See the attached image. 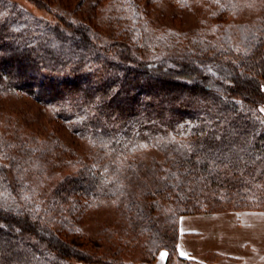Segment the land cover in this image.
Returning a JSON list of instances; mask_svg holds the SVG:
<instances>
[{
    "label": "trees",
    "instance_id": "16d2710c",
    "mask_svg": "<svg viewBox=\"0 0 264 264\" xmlns=\"http://www.w3.org/2000/svg\"><path fill=\"white\" fill-rule=\"evenodd\" d=\"M88 1L85 19L51 21L0 0V97L31 98L84 149L0 112V264H153L163 250L170 264L181 217L264 209V0L76 8ZM169 4L206 6L202 27L161 25L151 8ZM246 12L257 19L235 23ZM103 208L117 225L97 243L123 234L117 245L100 253L62 237Z\"/></svg>",
    "mask_w": 264,
    "mask_h": 264
},
{
    "label": "rangeland",
    "instance_id": "374dc122",
    "mask_svg": "<svg viewBox=\"0 0 264 264\" xmlns=\"http://www.w3.org/2000/svg\"><path fill=\"white\" fill-rule=\"evenodd\" d=\"M15 1L20 2L34 15L51 21H54L56 13H64V15L69 13L78 21L85 19V13H89L88 16L91 15L89 1L85 3L81 11L76 8L79 0ZM204 7L206 8L204 5L194 4L191 8L181 10L169 4L164 7L154 6L151 9L155 11L156 19L161 25L180 32H190L202 27L203 24L199 23V19H204L203 13L206 12ZM94 13L95 16L99 15L98 11ZM256 19V13L246 12L234 21L235 23H253ZM99 29L101 30L100 27ZM0 112L11 118L13 116L29 134L37 133L39 137L45 138L49 132L53 131L66 144L77 147L79 151L84 150L81 149L82 144L72 137L60 121L53 119L52 115L39 103L25 95L0 97ZM6 125L4 119H1L2 131L5 130ZM144 157L161 158L162 155L155 150H150ZM60 172L67 174L69 169L64 168ZM117 218L114 208H103L94 213V216L83 217L80 227L84 233L75 236L62 234V237L71 242L81 243L80 245L89 247L92 251L104 253L107 245H117L116 239L119 240L123 234H115L116 239L111 241L102 238L101 243H97L99 231L104 225L115 228ZM178 233L176 256L171 259L170 264H264V209L254 211L225 208L212 213L183 216L180 219ZM140 251L141 248L138 247L131 253L124 254L123 257L128 260L131 257L135 259ZM168 256L167 251H161L153 264H167Z\"/></svg>",
    "mask_w": 264,
    "mask_h": 264
},
{
    "label": "snow or ice",
    "instance_id": "6c2138e0",
    "mask_svg": "<svg viewBox=\"0 0 264 264\" xmlns=\"http://www.w3.org/2000/svg\"><path fill=\"white\" fill-rule=\"evenodd\" d=\"M221 7H224V5H221ZM245 40H247V37H245ZM237 52L240 51L239 48L236 49ZM208 71H211V68L208 69ZM260 111L264 112V108H261ZM146 147V146H145ZM24 199H30V197L25 196ZM183 254V253H182Z\"/></svg>",
    "mask_w": 264,
    "mask_h": 264
},
{
    "label": "crops",
    "instance_id": "0c3cea01",
    "mask_svg": "<svg viewBox=\"0 0 264 264\" xmlns=\"http://www.w3.org/2000/svg\"><path fill=\"white\" fill-rule=\"evenodd\" d=\"M239 259V258H238ZM241 260V259H240Z\"/></svg>",
    "mask_w": 264,
    "mask_h": 264
}]
</instances>
